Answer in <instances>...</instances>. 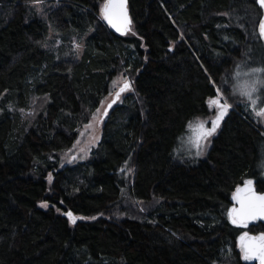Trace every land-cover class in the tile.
<instances>
[{"label": "trees", "instance_id": "16d2710c", "mask_svg": "<svg viewBox=\"0 0 264 264\" xmlns=\"http://www.w3.org/2000/svg\"><path fill=\"white\" fill-rule=\"evenodd\" d=\"M44 1L58 4L46 20L30 14L36 0H0V264H249L240 237L264 224L228 212L247 178L264 190V129L229 85L248 53V67L264 68L256 1L127 0L126 34L102 21L104 0ZM123 72L132 91L108 110L97 146L62 165ZM217 89L234 108L207 155L175 158ZM33 99L40 111L25 119Z\"/></svg>", "mask_w": 264, "mask_h": 264}, {"label": "rangeland", "instance_id": "374dc122", "mask_svg": "<svg viewBox=\"0 0 264 264\" xmlns=\"http://www.w3.org/2000/svg\"><path fill=\"white\" fill-rule=\"evenodd\" d=\"M58 6L57 3H50L48 1L41 0L39 3L33 2L30 3L29 6V12L31 15H36L38 17H42L46 20L47 14L52 9L56 8ZM255 32L257 33V24L255 26ZM55 37V34L50 30L48 34V41H51ZM46 46H49L47 42ZM57 44V43H56ZM79 44L80 48L77 49L76 45ZM82 43L76 40V37H74V40L72 41V50L79 56L82 51ZM243 59V58H242ZM251 63L257 64V59L254 58L249 53L247 54L246 58L243 60H238L235 63L234 68L231 71V81H230V92L233 93L234 90H237L238 96L241 98V104L247 108V110L250 112L251 116L255 118L256 120L260 121V124L262 125V128L264 129V116L257 115V113L260 111V109L264 108V98L258 99V96L264 97V88H260V84H256L255 87L260 89L259 92H254L251 96V98L247 96L241 95V90L244 88L245 84L247 83L249 86H251L252 81L256 80L257 78H260L256 73L252 76H249L248 73L251 69H254L253 67H248L251 65ZM257 68V67H256ZM263 78V77H262ZM262 80V79H261ZM128 81L129 83H132L130 78L127 75V72L120 73L116 78L113 79L110 85L109 93L102 99L99 107V111H96L92 114L90 120L82 125L78 131V138L75 141L74 145L66 150L64 153L60 155L61 158V164L62 165H69L74 164L80 161H84L88 159L90 156L92 149L97 146L100 137H101V126L103 122V115L105 108L107 104L111 101L113 98L114 93L117 91V89L124 83ZM132 91V86L130 89L123 92L120 96V99L117 101L120 102L123 97ZM236 98L235 101H237ZM38 99H33L30 103V105L27 108L20 109L19 111L21 114L25 117V119H33L38 112L40 111V103H37ZM210 101V100H209ZM220 111L215 112V115ZM263 119V120H261ZM201 122L206 123V127H211L207 123V119L204 118H194L191 121L188 122L186 126L185 132H183L178 140L177 144L174 148V157L180 160H198L199 158H203L207 155V152L212 144L213 136L209 138L207 142V147L204 155L198 156L197 153V147H196V140H197V133L193 131L194 128L197 127V125ZM81 149H84L83 151ZM258 166L261 170V176L264 177V147H262V151L259 155V161ZM254 179L252 177H249L246 179V181Z\"/></svg>", "mask_w": 264, "mask_h": 264}, {"label": "snow or ice", "instance_id": "6c2138e0", "mask_svg": "<svg viewBox=\"0 0 264 264\" xmlns=\"http://www.w3.org/2000/svg\"><path fill=\"white\" fill-rule=\"evenodd\" d=\"M36 2L39 3L40 0H36ZM257 3L264 8V0H257ZM126 5L127 0H105L101 8L103 19L106 20L111 27L115 28L116 31L122 33L130 31L129 26L132 23L128 16ZM259 33L260 36L264 38V20L260 22ZM76 48L79 49L80 45L77 44ZM256 73L264 74V68L251 69L248 75L252 76ZM256 84H260V87L264 88V81L257 78L252 81L251 86L246 83L240 94L251 98L254 92L260 91V89L255 87ZM128 88H130V84L125 82L120 91L116 93V99L113 100L112 103H115L116 100L120 98L121 92ZM257 98L261 99L264 97L258 96ZM222 99L223 97L220 89H217L214 98H210L209 103L220 109L215 119L211 120V127H206V123L201 122L193 129V131L197 133L196 147L198 150L196 154L198 156L205 154L209 138L216 134L220 122L227 114L228 109L232 107L230 104L221 102ZM111 106V104L108 105L109 108ZM97 111H99V109H97ZM257 115L264 116V108L260 109ZM81 150L83 151L84 149ZM49 178L51 179V177ZM253 183L252 180H248L243 187H237L235 193H233L232 198L239 205V207H232L228 212V216L233 224L246 226L247 222L250 220L264 218V192H257L253 187ZM41 206L47 207L48 205L44 203ZM65 215L70 218L73 216L71 212H67ZM91 219H95V217H91ZM71 222L75 224L76 220L72 219ZM240 240L241 249L244 254L243 258L245 260H258L259 264H264V234H261L259 237H249L247 233H245L240 237Z\"/></svg>", "mask_w": 264, "mask_h": 264}, {"label": "water", "instance_id": "95a60500", "mask_svg": "<svg viewBox=\"0 0 264 264\" xmlns=\"http://www.w3.org/2000/svg\"><path fill=\"white\" fill-rule=\"evenodd\" d=\"M256 1V4H257V6L260 8V10H261V16H260V18H259V20H258V23H257V33H258V36H259V38H260V40L262 41V43H263V45H264V38H262L261 36H260V33H259V25H260V22L262 21V20H264V8H262L258 3H257V0H255ZM105 3V0L103 1V3H102V5H101V7H100V15H101V19H102V21L104 22V24L110 29V30H112V31H114V32H116V33H118V34H126L128 31H126V32H124V33H122V32H118V31H116V29L115 28H113V27H111L108 23H107V21L106 20H104L103 19V16H102V13H101V8H102V6H103V4ZM126 7H127V5H126ZM127 12H128V7H127ZM128 16H129V18H130V20H131V17H130V15H129V12H128ZM132 21V20H131ZM131 27V25L129 26V28ZM126 82H128V81H126ZM129 83V82H128ZM124 84H125V82L117 89V91L114 93V95H113V98L111 99V101L107 104V106H106V108H105V111H104V115H103V118L106 116V114H107V112H108V110L113 106V105H115L116 103H117V101L120 99H118V100H116V102L115 103H112V101L113 100H115L116 99V93L117 92H119L120 91V89L124 86ZM130 84V88H131V83H129ZM130 88H128V89H130ZM128 89H126V90H128ZM125 90V91H126ZM125 91H123V92H125ZM123 92H121V94L123 93ZM120 94V95H121ZM121 97V96H120ZM109 104H111L112 106L109 108L108 107V105ZM246 182V181H245ZM245 182H243L242 184H240L238 187H243L244 186V184H245ZM254 182V181H253ZM253 187H254V189L257 191V192H264V190L263 191H259V190H257L256 189V185H255V183H253ZM237 189V188H236ZM236 189L234 190V192L233 193H235V191H236ZM233 207H239V205L237 204V202L233 199ZM67 212H71V211H67ZM66 212V213H67ZM72 213V212H71ZM73 214V213H72ZM67 216V215H66ZM68 217V216H67ZM69 219H70V221L72 220V219H75L76 220V217L73 215L71 218L70 217H68ZM255 222H261V223H263L264 224V218H257V219H255V220H250V221H248L247 222V224H252V223H255ZM247 233V235L249 236V237H259L261 234H264V232H262V231H260V232H246ZM239 248H240V251H241V254H242V257H243V252H242V249H241V240H239ZM244 259V258H243ZM245 260V259H244ZM247 263H249V264H259V261L258 260H245Z\"/></svg>", "mask_w": 264, "mask_h": 264}, {"label": "crops", "instance_id": "0c3cea01", "mask_svg": "<svg viewBox=\"0 0 264 264\" xmlns=\"http://www.w3.org/2000/svg\"><path fill=\"white\" fill-rule=\"evenodd\" d=\"M263 81H264V78H263ZM232 94H233V96H234V100H235L237 97H239V96H238L239 93H237V90H234ZM240 97H241V96H240ZM209 100H210V99H209ZM209 100H208V101H209ZM221 102L232 105V104H231L232 102H230L229 100L227 101V100L222 99ZM209 107H210L211 113H210V115H209L208 117H206V118H204V119H207V121H208L207 123L209 124V126H211V123H210V122H211V120L215 119V118H214V114H215L216 111L219 110V108H218L217 106H213V105H211L210 103H209ZM233 108H234V107H233V105H232V107H231L230 109H233ZM230 109H228L227 113L229 112ZM217 114H218V113H217ZM217 114H216V115H217ZM216 115H215V117H216ZM226 115H227V114H226ZM226 115H225V116H226ZM225 116H224V117H225ZM223 119H224V118H223ZM261 120H263V119H261ZM222 121H223V120H222ZM222 121L220 122V126H221ZM263 121H264V120H263ZM220 126L217 128V132H218ZM217 132H216V134H217ZM216 134H215V135H216ZM215 135H214V136H215ZM214 136H213V137H214Z\"/></svg>", "mask_w": 264, "mask_h": 264}, {"label": "flooded vegetation", "instance_id": "af4514ba", "mask_svg": "<svg viewBox=\"0 0 264 264\" xmlns=\"http://www.w3.org/2000/svg\"><path fill=\"white\" fill-rule=\"evenodd\" d=\"M247 225H248V224H247ZM247 225H246V226H247ZM247 232H249V231H247Z\"/></svg>", "mask_w": 264, "mask_h": 264}]
</instances>
